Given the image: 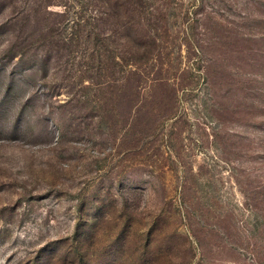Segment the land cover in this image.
I'll return each mask as SVG.
<instances>
[{
	"label": "rangeland",
	"instance_id": "rangeland-1",
	"mask_svg": "<svg viewBox=\"0 0 264 264\" xmlns=\"http://www.w3.org/2000/svg\"><path fill=\"white\" fill-rule=\"evenodd\" d=\"M0 264H264V0H0Z\"/></svg>",
	"mask_w": 264,
	"mask_h": 264
}]
</instances>
